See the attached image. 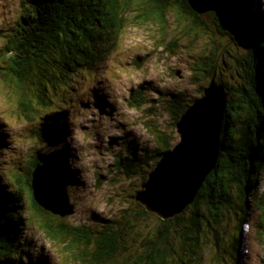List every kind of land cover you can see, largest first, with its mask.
<instances>
[{
	"label": "trees",
	"instance_id": "1",
	"mask_svg": "<svg viewBox=\"0 0 264 264\" xmlns=\"http://www.w3.org/2000/svg\"><path fill=\"white\" fill-rule=\"evenodd\" d=\"M223 3L217 17L196 15L186 0H22L24 13L19 31L7 49L11 56L14 53L12 68L5 71H17L12 78H16L19 109L26 119L34 120L38 113H45L39 106L45 104L42 92L46 84L54 97H59V90H63V95L73 91L78 77L84 81L103 75L129 15L138 25L152 23L159 28L158 37L164 38L163 43L171 24L179 26L184 37L192 36L195 40L208 37L205 53L190 66L192 81L196 86L206 83L208 86L216 73L217 82L226 86L228 99L218 162L184 213L165 221L158 217V224L153 226L151 218L157 215L135 201L136 190L115 228L106 220L96 234L88 227L70 228L65 224L66 218L43 211L35 202L32 174L42 162L33 160L24 176H15L12 194L0 193V264H22L23 233L28 220L34 221L24 217V197L29 200L28 212L40 217L36 224L47 238L75 237L67 249L80 250L76 264H132L134 254L128 247L120 254L122 263L116 259L122 249L121 235L127 229L137 233L136 242L141 240L138 249L141 254L133 264H197L208 249V239L214 243L225 239L218 233L225 221L236 222L238 234L244 224L249 225L250 252L245 264H264V190L260 195L257 191L264 171V15L259 0H223ZM204 17H210L211 26L204 22ZM170 44L165 48L166 54H173L174 43ZM227 71H234L233 76ZM30 88L38 93L36 100L26 93ZM148 91L147 87L130 91L126 100L129 108L141 111L148 105ZM203 91L201 87L198 95L202 96ZM167 97L166 113L172 121L170 134L154 130L157 126L149 129V122L144 124L158 151L152 157L143 151L138 158L128 157L125 152L123 157L120 150L121 153L115 154L117 161L110 174H123L131 182L140 178L135 165L151 169V164H157L159 158L174 148L176 123L192 102L175 93ZM48 102L56 104L52 100ZM60 110L68 111L61 106ZM52 121L49 122L52 131L64 136L66 130L55 127ZM65 161L66 156L59 155L58 162L62 165L58 168L62 175ZM147 174V171L142 174L143 181ZM261 181L264 183V174ZM234 197L236 202L246 198V207L242 212L238 210L237 218L229 215L232 206H236ZM223 234H228L225 229ZM128 241L132 243V238ZM236 243L235 250L239 253L240 240ZM236 261L241 262L239 258Z\"/></svg>",
	"mask_w": 264,
	"mask_h": 264
},
{
	"label": "rangeland",
	"instance_id": "2",
	"mask_svg": "<svg viewBox=\"0 0 264 264\" xmlns=\"http://www.w3.org/2000/svg\"><path fill=\"white\" fill-rule=\"evenodd\" d=\"M23 7L22 0H0V144L3 146L0 152V193L12 194L15 176H24L30 169V161L41 160L45 164L53 160V164L61 167L58 157L65 155L66 167L62 166V169L70 203L75 211L73 216L65 219L66 226L88 227L96 234L103 227L102 221L106 220L109 226L115 228L121 216H124L121 212L127 208L131 196L143 182L142 174L150 170L143 165H135L140 178H134L131 182L123 174H110L113 165H116L115 154L121 153V150L123 157L124 152L128 157L133 154L139 157L141 151L149 157L155 155L159 147L144 124L149 122V129L157 126L154 130L170 134L172 121L166 113L167 96L175 93L187 102L201 97L197 91L201 87L205 90L207 83L205 86L194 85L190 66L195 58L205 53L209 39L184 37L181 35L183 30L171 24L167 40L163 43L164 38L158 37L159 28L152 26V23L138 25L129 15L103 75L84 81L83 77H78L79 82L74 84L73 91L68 90L69 93L63 95V90H59V97H54L52 89L46 84L42 92L45 104L39 106L40 111H46L29 120L19 109L20 92L15 84L16 78H12L17 71H5L12 68L14 53L11 56L7 49L19 31ZM213 14L220 17L221 13ZM204 22L209 26L212 24L210 17H204ZM236 30L235 34L238 33ZM169 41L174 43L173 54H166L165 48L171 46ZM227 72L232 76L234 74V71ZM138 87L149 88V103L141 111L130 109L126 102L130 91ZM26 93L36 100L38 93L35 88L26 89ZM49 100L56 104L50 105ZM60 106L68 111H61ZM50 121L55 127L62 126L66 130L64 136L56 130L47 129L52 127L48 126ZM41 132L44 133L42 137ZM175 137L177 141L174 146L180 142L176 133ZM23 202L26 205L25 219L34 221L28 220L26 223L21 263L76 264L80 250L67 249L75 237L58 240L47 238L36 224L40 217L28 212L30 205L27 197ZM234 202L236 206L233 205L232 213L228 214L237 218L238 210L242 212L246 207V198L236 202L234 197ZM157 219V216L151 218L153 226L158 224ZM223 225L218 233L221 232L225 239L222 243L221 239L217 243L208 239V249L203 251L197 264H237L236 260L241 256L240 248L239 253L235 250L240 237L238 224L225 221ZM223 228L227 235L223 234ZM136 237L137 233L128 229L121 235L119 242L122 249L116 258L119 263L123 261L121 255L125 247L134 254L132 264L138 259L141 240L136 242ZM130 238L132 243L128 241ZM126 242L129 244L124 245Z\"/></svg>",
	"mask_w": 264,
	"mask_h": 264
},
{
	"label": "water",
	"instance_id": "3",
	"mask_svg": "<svg viewBox=\"0 0 264 264\" xmlns=\"http://www.w3.org/2000/svg\"><path fill=\"white\" fill-rule=\"evenodd\" d=\"M192 12L204 16L220 12L223 0H186ZM228 95L226 86L210 79L203 97L196 99L176 123L180 142L163 155L156 169L136 192L135 201L161 220L173 219L194 203L213 172L220 154V137ZM32 195L45 212L66 218L74 214L66 182L55 165L37 167Z\"/></svg>",
	"mask_w": 264,
	"mask_h": 264
},
{
	"label": "clouds",
	"instance_id": "4",
	"mask_svg": "<svg viewBox=\"0 0 264 264\" xmlns=\"http://www.w3.org/2000/svg\"><path fill=\"white\" fill-rule=\"evenodd\" d=\"M259 3H261V6H260V10H261V13L264 15V0H259ZM221 12V11H220ZM219 13V12H218ZM211 14H213V13H211ZM210 82V81H209ZM219 83V82H218ZM209 85V84H208ZM208 87V86H207ZM206 87V88H207ZM201 97H203V95L201 96ZM200 97V98H201ZM194 102V101H193ZM192 102V103H193ZM192 105V104H191ZM190 105V106H191ZM176 134H177V131H176ZM178 135V134H177ZM179 136V135H178ZM180 139V138H179ZM154 141V140H153ZM176 146V145H175ZM174 146V147H175ZM174 149V148H173ZM172 149V150H173ZM172 150H170V151H172ZM169 152V151H168ZM141 153L143 154V151H141ZM167 153V152H166ZM141 154V155H142ZM134 155V154H133ZM140 155V156H141ZM146 155V154H145ZM163 157V156H162ZM161 157V158H162ZM139 158V157H138ZM161 158H159V161L161 160ZM159 161L157 162V164H154V165H152L153 167L148 171V174H147V177H146V180L145 181H147L148 180V175L152 172V171H154L155 169H156V167H157V165H158V163H159ZM60 170V169H59ZM263 174H264V171H263V173H262V176H261V179H262V177H263ZM63 176V178H64V180H65V182H66V179H65V174L64 175H62ZM261 179H260V182H261ZM141 181H143V180H141ZM145 181H143V182H145ZM142 182V183H143ZM260 182H259V184H258V186H257V191H258V195H260V193H259V185H260ZM141 183V184H142ZM141 184H140V187H139V189L138 190H140L141 189ZM66 185H67V182H66ZM67 189H68V185H67ZM68 194H69V192H68ZM69 198H70V196H69ZM71 204V203H70ZM71 205H73V204H71ZM74 206V205H73ZM74 214H75V212H74ZM73 214V215H74ZM72 215V216H73ZM70 217V216H69ZM67 218V217H66ZM62 219H65V218H62ZM244 225H248V224H244ZM243 225V226H244ZM243 226H242V228H243ZM246 228L248 227V232H247V247H248V249H249V245H248V233H249V225L248 226H245ZM242 228H241V233H242ZM241 233H240V237H239V240H240V244H241ZM23 240V239H22ZM262 249L264 250V244H263V247H262Z\"/></svg>",
	"mask_w": 264,
	"mask_h": 264
},
{
	"label": "bare ground",
	"instance_id": "5",
	"mask_svg": "<svg viewBox=\"0 0 264 264\" xmlns=\"http://www.w3.org/2000/svg\"><path fill=\"white\" fill-rule=\"evenodd\" d=\"M195 101V100H194ZM59 120V119H58ZM60 123V122H59ZM48 129V127H47ZM49 130H52V128H50ZM4 141V140H3ZM2 144V143H1ZM0 144V145H1ZM2 147V146H0ZM53 165V164H51ZM56 167V166H55ZM61 175H62V172H61ZM6 183V182H5ZM263 184L262 181L260 182V189H259V193L261 194V192L264 190L263 189ZM6 188V187H5ZM11 194V193H10ZM245 226H248V225H244L243 228H242V233H241V243L240 244V252H241V259H240V264H245L246 262V259L248 257V247H247V232H248V227L246 228ZM50 264V263H49Z\"/></svg>",
	"mask_w": 264,
	"mask_h": 264
},
{
	"label": "built area",
	"instance_id": "6",
	"mask_svg": "<svg viewBox=\"0 0 264 264\" xmlns=\"http://www.w3.org/2000/svg\"><path fill=\"white\" fill-rule=\"evenodd\" d=\"M263 189H264V184H263Z\"/></svg>",
	"mask_w": 264,
	"mask_h": 264
}]
</instances>
